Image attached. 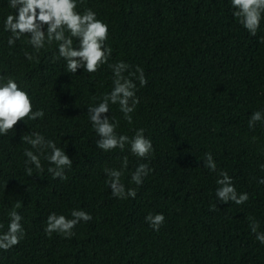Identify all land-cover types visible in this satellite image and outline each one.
I'll list each match as a JSON object with an SVG mask.
<instances>
[{
    "label": "trees",
    "instance_id": "trees-1",
    "mask_svg": "<svg viewBox=\"0 0 264 264\" xmlns=\"http://www.w3.org/2000/svg\"><path fill=\"white\" fill-rule=\"evenodd\" d=\"M84 7L109 25V63L123 60L132 71L139 65L148 80L144 87L136 81L140 103L131 123L118 105L104 115L119 121V134L145 129L154 152L143 160L127 147L98 149L87 109L111 90L112 71L106 64L94 74L68 73L62 58L54 60L55 43L27 61L24 51H33L27 37L7 45L3 18L14 10L0 0V72L16 77L33 110L45 112L0 136V232L17 202L26 230L19 245L0 250V264H264V245L249 227L252 218L264 231V183H258L264 179V124L248 127L251 113L264 109V20L251 36L232 16L230 0H85L78 10ZM34 131L72 159L66 180L54 179L43 159V172L26 173L23 151L30 145L23 136ZM205 152L213 155L216 172L204 166ZM125 156L122 182L137 195L121 200L105 183L104 168H121ZM140 163L153 171L138 187L130 178ZM220 170L238 193H249L248 202L215 197ZM73 208L93 220L77 224L71 239L47 236V216L71 218ZM149 212L165 216L158 232L145 223Z\"/></svg>",
    "mask_w": 264,
    "mask_h": 264
},
{
    "label": "clouds",
    "instance_id": "clouds-1",
    "mask_svg": "<svg viewBox=\"0 0 264 264\" xmlns=\"http://www.w3.org/2000/svg\"><path fill=\"white\" fill-rule=\"evenodd\" d=\"M84 3L85 0H8V7L14 12L3 18V31L10 34L6 41L7 45L11 49L17 41L27 37L25 42L33 51L25 50L24 58L31 62L39 59L41 50L55 43L58 55H54V60L62 58L67 72L71 74H75L79 69L94 74L107 64L113 74L112 88L102 94V97L94 98L99 102L94 106L89 105L87 109L89 121L99 137L95 141L96 147L105 152L114 149L123 152L127 147L132 155L147 160L153 154L154 148L151 139L144 135L145 129H136L131 137L119 134L116 131L119 121L115 117L104 115L110 111V105H118L124 119L128 123L132 122V113L140 103L136 95L138 91L136 81L140 87L148 84L144 69L137 65L132 71L130 70L132 66L123 60L109 63L113 52L107 43L109 25L105 20L98 18L92 8L84 7L82 11L78 10ZM230 4L234 19L251 36H256L261 21L264 20V0H230ZM74 41H78V44ZM44 116L42 108L33 110V99L17 78L0 72V136H7L25 119L35 121ZM257 123L264 124V109L251 113L248 127L253 129ZM23 142L30 145L23 151L25 170L29 176H32L33 168L36 172L44 171L43 159L50 165L47 171L54 179L63 181L68 178L66 169H71L73 161L66 154L64 147H58L54 140L47 139L36 131L23 136ZM203 161L209 171L216 172L217 163L210 152L204 153ZM127 166L128 159L125 156L121 168H104L107 177L105 183L111 189L112 196L121 200L135 199L137 195V188H126L122 182ZM260 168L264 169V164L260 165ZM152 171L148 163H140L131 172L130 183L142 186L145 177ZM258 183H264V179ZM216 184L218 187L215 190V197L220 202H233L236 205L248 202L249 193H238L233 178L227 171H219ZM20 207L21 203L17 202L12 210L8 211L7 230L0 232V250L5 252L19 245L26 236L22 223L24 217L17 211ZM216 207L213 205L210 210L214 211ZM70 216L71 218L55 212L50 213L45 222V234L51 237L55 233L65 239H71L75 236L73 229L77 224L93 220L90 213L78 208H73ZM250 219L251 234L255 236L256 241L264 245V231L259 230V222ZM164 222L163 213L149 212L145 216V223L153 231L158 232ZM3 228L4 224L0 223V229Z\"/></svg>",
    "mask_w": 264,
    "mask_h": 264
}]
</instances>
